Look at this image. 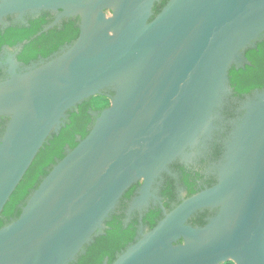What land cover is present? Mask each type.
I'll return each instance as SVG.
<instances>
[{"label":"water","instance_id":"1","mask_svg":"<svg viewBox=\"0 0 264 264\" xmlns=\"http://www.w3.org/2000/svg\"><path fill=\"white\" fill-rule=\"evenodd\" d=\"M158 3L0 0V26L41 12L80 18L78 38L48 58L19 62L24 42L0 63V218L68 112L110 99L0 228V264H76L139 183L127 214L160 205L163 217L112 264H264V88L240 99L230 81L264 41V0H168L155 14ZM216 143L221 158L206 170L216 185L167 211L171 166L196 165ZM205 210L216 212L205 227L189 225Z\"/></svg>","mask_w":264,"mask_h":264},{"label":"trees","instance_id":"2","mask_svg":"<svg viewBox=\"0 0 264 264\" xmlns=\"http://www.w3.org/2000/svg\"><path fill=\"white\" fill-rule=\"evenodd\" d=\"M159 1L160 3L156 4L154 8L155 14L159 13L168 2V0ZM43 29L44 27L39 24H33L30 30L12 27L3 32L0 28V52L3 47L11 49L28 42L17 56L19 62L28 65L41 58H48L65 45L75 41V38H65L57 29L52 28L45 33H43ZM40 33L42 34L39 35ZM246 58L251 63L250 65H246L244 69L240 68L237 70L233 68L230 71L231 86L235 96L238 98L251 94L256 89L264 88V41L258 43L256 48L248 50ZM109 105L110 99L107 95H98L85 100L74 110L68 112V118L59 135L53 136L44 145L6 204L0 218V228L20 216L22 206L29 195L38 188L52 167L64 158L67 149H74L78 145L77 139H84L88 135L96 120L93 112H100ZM215 150L216 156H219L222 152V148L215 147ZM140 185L141 183L133 186L125 194L123 200L129 199ZM166 207H168L167 204ZM160 215L161 213L158 211L151 212L147 216L144 223L149 230L157 224V219L161 218ZM136 225L137 222L135 221L125 227L122 218L117 214L113 215L106 223L104 234L86 247L85 253L80 256L76 264H112L119 254L134 243L138 235ZM226 264L233 263L229 262Z\"/></svg>","mask_w":264,"mask_h":264},{"label":"flooded vegetation","instance_id":"3","mask_svg":"<svg viewBox=\"0 0 264 264\" xmlns=\"http://www.w3.org/2000/svg\"><path fill=\"white\" fill-rule=\"evenodd\" d=\"M60 14L61 11L58 13L41 12L38 15H26L19 21H16L15 19L10 17L2 26H0V28L3 30V32H5L6 29L12 27L19 29L27 28L30 30L33 24H39L41 27H44V29L48 26L54 25L53 29H57L58 32L62 33V36H64L65 38H75L76 40L80 33V18H58ZM7 48L9 47H3L2 51L0 52V63H2L3 59L7 56ZM4 77L5 73L3 75V71L0 72V79ZM243 97L240 99H243ZM236 108L237 106H234L232 112H228L227 114L232 117V115L235 113ZM6 123L7 119L0 118V137L4 133ZM215 147H218L220 149L222 148L219 143L212 145L209 150V154H207L208 157L201 159L196 165L194 164L184 166L176 163L171 166L170 174L164 177L160 186L159 193V196L162 199V203L167 211L172 210L184 200L196 195L197 193L212 188L214 185H216L217 180L215 174L211 172H206V170L210 168V165L213 162L216 163L221 158L222 152L219 154V156H216ZM138 187L136 188V190L138 189ZM136 190L129 199H124L121 202L116 214L122 218L125 227H127L131 222L136 221V228L138 234L141 224H143L146 230H149L148 226L144 223V221L146 220L147 216L151 214V212L160 211L161 218L163 217V213L160 205H151L149 209H146L142 212L135 211L129 216L127 214V209L133 197L136 196ZM166 204L168 205V207H166ZM215 215L216 212L210 210L199 212L190 219L189 225L194 228H203ZM160 219L158 218L157 222ZM182 242L183 241H181L180 243Z\"/></svg>","mask_w":264,"mask_h":264}]
</instances>
